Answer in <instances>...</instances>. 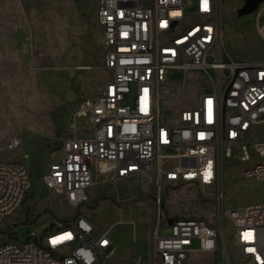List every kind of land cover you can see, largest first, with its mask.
<instances>
[{"label": "built area", "instance_id": "built-area-1", "mask_svg": "<svg viewBox=\"0 0 264 264\" xmlns=\"http://www.w3.org/2000/svg\"><path fill=\"white\" fill-rule=\"evenodd\" d=\"M263 13L264 5L256 17L264 39ZM96 19L110 77L97 97L80 104L73 130L60 139L61 156L44 173L46 185L78 207L99 176L150 174L156 206L150 261L139 257L134 264H217L220 251L224 263L232 264L229 223L242 264H264V203L237 209L224 203L226 157L254 160L244 174L264 178V140L252 138L264 123V61H236L227 53L222 0H207L206 8L205 0H99ZM174 71L183 73V86L165 95L161 86ZM192 71L202 72L210 87L194 105L165 117L163 98L180 95ZM18 144L14 137L8 148ZM184 184L199 186L213 200L214 224L199 216L164 215L165 187ZM31 186L23 163L0 161V225ZM113 243L110 231L79 214L2 244L0 264H111ZM199 252L210 255L194 258Z\"/></svg>", "mask_w": 264, "mask_h": 264}, {"label": "rangeland", "instance_id": "rangeland-1", "mask_svg": "<svg viewBox=\"0 0 264 264\" xmlns=\"http://www.w3.org/2000/svg\"><path fill=\"white\" fill-rule=\"evenodd\" d=\"M98 3L0 0V161L21 162L32 177L23 203L0 225V246L84 214L98 229L110 231L111 264H134L139 257L148 263L156 212L150 174L119 180L99 176L87 190L88 199L78 207L70 206L44 181L50 162L61 156L60 139L73 130L80 104L97 97L110 77L96 19ZM262 5L264 0H222L224 45L232 59L264 61V39L256 22ZM187 80L180 95L163 98L165 117L194 105L199 93L210 87L200 71L189 72ZM183 83V73L174 71L161 92L175 93ZM14 137L19 144L12 150L8 144ZM252 138L264 140V123L256 127ZM253 162H242L237 153L224 159L225 207L264 203V178L243 172ZM214 205L199 186L165 187L164 215L199 216L214 224ZM228 229L231 262L242 264L231 223ZM209 255L199 252L194 258ZM216 262L225 264L222 251L216 254Z\"/></svg>", "mask_w": 264, "mask_h": 264}, {"label": "snow or ice", "instance_id": "snow-or-ice-1", "mask_svg": "<svg viewBox=\"0 0 264 264\" xmlns=\"http://www.w3.org/2000/svg\"><path fill=\"white\" fill-rule=\"evenodd\" d=\"M207 7V0H205V8Z\"/></svg>", "mask_w": 264, "mask_h": 264}, {"label": "bare ground", "instance_id": "bare-ground-1", "mask_svg": "<svg viewBox=\"0 0 264 264\" xmlns=\"http://www.w3.org/2000/svg\"><path fill=\"white\" fill-rule=\"evenodd\" d=\"M222 15H223V12H222ZM104 46H105V42H104Z\"/></svg>", "mask_w": 264, "mask_h": 264}, {"label": "crops", "instance_id": "crops-1", "mask_svg": "<svg viewBox=\"0 0 264 264\" xmlns=\"http://www.w3.org/2000/svg\"><path fill=\"white\" fill-rule=\"evenodd\" d=\"M104 39V38H103ZM103 88V87H102Z\"/></svg>", "mask_w": 264, "mask_h": 264}, {"label": "trees", "instance_id": "trees-1", "mask_svg": "<svg viewBox=\"0 0 264 264\" xmlns=\"http://www.w3.org/2000/svg\"><path fill=\"white\" fill-rule=\"evenodd\" d=\"M69 222V221H68Z\"/></svg>", "mask_w": 264, "mask_h": 264}]
</instances>
